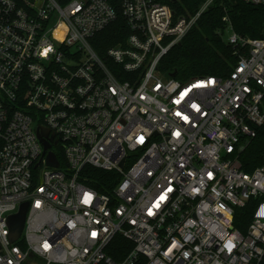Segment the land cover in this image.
<instances>
[{"label":"built area","instance_id":"1","mask_svg":"<svg viewBox=\"0 0 264 264\" xmlns=\"http://www.w3.org/2000/svg\"><path fill=\"white\" fill-rule=\"evenodd\" d=\"M181 1L0 0V264H264V164L239 160L264 127V37L229 24L230 74L179 80L161 61L211 3ZM119 11L130 34L103 57L91 39Z\"/></svg>","mask_w":264,"mask_h":264},{"label":"trees","instance_id":"2","mask_svg":"<svg viewBox=\"0 0 264 264\" xmlns=\"http://www.w3.org/2000/svg\"><path fill=\"white\" fill-rule=\"evenodd\" d=\"M208 1L182 0L173 3V6L179 14L190 17L196 15ZM229 24L241 35L264 37V4H252L244 0H211L188 34L164 56L160 68L165 72H176L179 80L206 75H229L237 62L234 47L224 37ZM129 34V26L119 11L117 19L91 39V45L105 57L108 48L125 43ZM239 160L246 171H253L264 164V127L259 129L255 138L244 145L239 152ZM109 174L101 169H94L95 179L89 184L101 191H107L111 186L106 182ZM256 205L255 199H251L238 210L240 215L236 222L242 231L251 221ZM114 244L121 249L122 244L128 250L132 247L121 236L116 237ZM109 252L117 260L125 254L116 253L114 249H109Z\"/></svg>","mask_w":264,"mask_h":264},{"label":"water","instance_id":"3","mask_svg":"<svg viewBox=\"0 0 264 264\" xmlns=\"http://www.w3.org/2000/svg\"><path fill=\"white\" fill-rule=\"evenodd\" d=\"M172 76H176V72L171 73ZM41 128L38 129L39 131V137L44 143L45 151L50 147V143L44 136V134H48V130L46 132L44 130H40ZM48 163L52 166H59V161L53 152H49L48 155ZM28 202H25L21 205L20 210L15 213L10 215L9 217V225L11 228V234L10 238L12 241H16L22 234V231L25 226V221H26V215H27V210H28Z\"/></svg>","mask_w":264,"mask_h":264},{"label":"rangeland","instance_id":"4","mask_svg":"<svg viewBox=\"0 0 264 264\" xmlns=\"http://www.w3.org/2000/svg\"><path fill=\"white\" fill-rule=\"evenodd\" d=\"M230 35H231V31H230V30H229V31H226V32H225V36H224L225 39L228 40L229 37H230ZM53 148H55V147H53ZM58 149H59V148H58Z\"/></svg>","mask_w":264,"mask_h":264}]
</instances>
